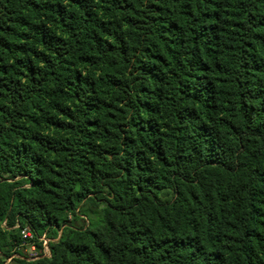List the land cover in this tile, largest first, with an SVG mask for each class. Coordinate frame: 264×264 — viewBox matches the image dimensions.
<instances>
[{"label":"trees","instance_id":"trees-1","mask_svg":"<svg viewBox=\"0 0 264 264\" xmlns=\"http://www.w3.org/2000/svg\"><path fill=\"white\" fill-rule=\"evenodd\" d=\"M14 255L264 264V0H0Z\"/></svg>","mask_w":264,"mask_h":264},{"label":"built area","instance_id":"built-area-1","mask_svg":"<svg viewBox=\"0 0 264 264\" xmlns=\"http://www.w3.org/2000/svg\"><path fill=\"white\" fill-rule=\"evenodd\" d=\"M21 235H22L23 240H25V242H26L22 245L24 246V245L28 244V248L31 251L29 258L30 259L38 258L39 256H38V252L36 249V245L32 241L34 239L33 233L29 229H24V230H22ZM29 241H31V242L29 243ZM41 241L43 242V246H44V248H43L44 255H49L48 240L45 239V237H43V238H41ZM14 257H17V255L16 256L14 255L12 257L7 258V261H5L6 264H9L10 262H12Z\"/></svg>","mask_w":264,"mask_h":264},{"label":"rangeland","instance_id":"rangeland-1","mask_svg":"<svg viewBox=\"0 0 264 264\" xmlns=\"http://www.w3.org/2000/svg\"><path fill=\"white\" fill-rule=\"evenodd\" d=\"M89 222H90V221H89ZM87 223H88V221H86V219L84 218V220H83V219H79V220L75 223V225H76V226H83V225H86ZM36 249H37V248H36ZM20 250H21V251L23 252V254L26 255L27 257H29L30 254H31V251H30L29 248H28V244H27V245H24V246L21 245ZM37 252H39L38 249H37ZM0 261H3V259H2L1 257H0ZM5 261H7V259H6ZM5 261H3L4 264H6ZM9 264H17V263H16V261H12V262H10Z\"/></svg>","mask_w":264,"mask_h":264}]
</instances>
